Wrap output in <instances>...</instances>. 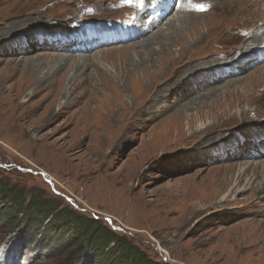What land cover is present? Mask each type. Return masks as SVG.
Segmentation results:
<instances>
[{
  "label": "rangeland",
  "instance_id": "1",
  "mask_svg": "<svg viewBox=\"0 0 264 264\" xmlns=\"http://www.w3.org/2000/svg\"><path fill=\"white\" fill-rule=\"evenodd\" d=\"M3 1L0 264H106L95 253L88 258L70 253L75 246H66L75 232L69 223L33 221L40 228L33 237L38 242L23 228L22 213L4 223L5 214L23 211L36 198L110 229L153 263L264 264V62L254 64L264 41L244 48L253 30H243L248 24L243 12L228 15L216 1L203 0L211 9H199L198 21L209 30L198 25L195 35L185 23L171 31L170 22L188 12L184 8L148 23V17L137 18L135 0L127 6L123 0ZM90 21L104 26L129 21L135 38L85 53L70 52L78 42L54 38ZM157 30L170 39L189 34L180 72L188 74L183 84L194 79L198 88L188 95L197 100L184 110L178 107L189 98L177 101L166 92L164 113L155 116L147 86L170 66L160 62V54L152 56L160 63L151 64V54L138 43ZM153 41L150 50H161ZM166 43L170 58H177L179 45ZM65 47L68 52L61 51ZM122 50L133 51L130 58L108 59ZM59 62L65 65L47 78ZM218 72L219 81L210 84L206 77ZM49 81L53 90L47 89ZM185 113L192 117L189 132ZM179 125L185 132L174 142ZM237 176L239 190L231 192L234 180H228ZM11 194H21L23 201L7 197ZM192 203L199 204L200 214L194 215Z\"/></svg>",
  "mask_w": 264,
  "mask_h": 264
},
{
  "label": "bare ground",
  "instance_id": "2",
  "mask_svg": "<svg viewBox=\"0 0 264 264\" xmlns=\"http://www.w3.org/2000/svg\"><path fill=\"white\" fill-rule=\"evenodd\" d=\"M102 2V0H100ZM185 0H183L184 2ZM195 1L196 3H201L203 2V0H193ZM216 1L220 6H222V10L223 12L227 13L228 15L231 14L233 16H236L239 14H241L243 12V15H245V18H246V21H247V25H244V28L243 30H249V29H252L253 31L251 32V34L249 35L248 32L247 35H248V40L245 42V44L243 45L244 48L246 49H249V50H252L253 47H256L259 43L263 42L264 41V32L261 30V28L264 27V15L262 16L261 13L262 11L264 12V0H214ZM108 2V0H107ZM134 2V1H133ZM212 2V1H210ZM4 4V1L3 0H0V4ZM208 3V2H207ZM32 4V2H31ZM103 4V3H102ZM112 4V3H111ZM121 4V3H120ZM118 5V4H116ZM36 6V5H34ZM210 6V5H209ZM208 6V8H210ZM31 7H33L31 5ZM219 8V7H217ZM116 9V8H115ZM185 9V8H184ZM182 9V10H184ZM211 9V8H210ZM256 9V11L254 10ZM113 10V9H112ZM208 10V9H207ZM211 11V10H210ZM183 12V11H182ZM185 12V11H184ZM183 12V13H184ZM186 14H184V16L182 17H178L177 19H174L172 20L170 23H171V31L174 32L176 31V28H177V24H179V26H181V24L185 23L184 26H186L187 30L190 32V31H193L194 34L196 35L197 34V26L200 25L201 28L203 27H207L208 25L206 24H199V19H201V15L200 14H197V13H194V12H185ZM204 13V12H203ZM18 14V13H17ZM132 14V13H130ZM122 15V14H121ZM136 16V15H135ZM205 16H210V14H207V13H204L203 17ZM242 17V16H241ZM238 18V17H237ZM244 20V19H243ZM194 21V22H193ZM169 23V24H170ZM235 25V24H234ZM170 26V25H169ZM235 26H233L232 28H234ZM169 28V27H168ZM182 28V27H181ZM231 28V29H232ZM226 29V28H225ZM224 29V30H225ZM228 30L226 32H229L231 31ZM241 29V28H240ZM206 30H209V27L206 28ZM165 31V30H164ZM163 30H157L156 32H154L152 35H150L149 37H147L146 39L142 40V42H139L138 44L141 45V49L146 51L148 50L149 53L151 54V58H150V61H151V64H156V62L158 60H154V58L152 56H157L160 54V58H162L160 60V62H162L163 60L170 66V70L169 71H163L159 77H157L153 82L149 83L148 86H147V89L148 91L152 92V94H154V98L152 99V102L151 104L152 105H155L156 106V109H155V113H153L155 116L156 115H161L162 113H164V110L163 108H161V102H162V99L164 97V94L166 92H168L172 97L176 98L175 100L177 99H183L185 98L186 96V99H188V95L189 94H192L193 92H197V80H194V79H190L192 81H188L186 83L183 84V79L185 78L184 75H188L186 73H183V72H180V69L183 68V65H184V62L182 61L183 60V57H185V53L187 52V49L190 48V47H187L186 44L188 43V37H189V34L188 35H184V36H173L172 39L169 38V36L164 32ZM258 31H260L258 33ZM224 32V31H223ZM225 32V33H226ZM214 33V32H213ZM193 34V33H192ZM200 34V33H199ZM202 35V34H201ZM203 35H206L203 33ZM246 35V36H247ZM156 36V37H155ZM192 36V35H191ZM245 36V35H244ZM243 36V37H244ZM255 36V37H254ZM155 37V38H154ZM200 37V36H199ZM3 38L2 36H0V39ZM206 39V37H205ZM204 39V40H205ZM153 40H155V42H157V45H160L161 47V50L159 51H156L155 49L154 50H150L151 49V44L154 42ZM201 39L199 38V41ZM246 40V39H245ZM166 41H171V45L176 47L179 45V56L177 58H170V55L171 53L169 52L170 49L167 47V43ZM210 41V40H209ZM198 44V43H197ZM196 44V45H197ZM191 46V45H190ZM261 46V45H260ZM68 47H65L63 48V52H68L69 50L67 49ZM70 48V47H69ZM130 48V47H129ZM239 48V47H238ZM243 48V49H244ZM229 52L232 50L231 48H229ZM237 49V48H236ZM235 49V50H236ZM184 50V51H183ZM126 50H123L120 51L119 53H115L116 55H110V57L108 59H118V60H127L128 58H130L129 56L132 54L131 51L129 52H125ZM207 51V50H206ZM190 52V51H189ZM200 53V52H199ZM113 54V53H112ZM164 55V56H163ZM257 55V54H256ZM165 56L167 58H165ZM172 59V60H171ZM175 59V60H174ZM190 59V58H189ZM256 60V58L254 59ZM159 62V61H158ZM157 62V63H158ZM159 62V63H160ZM60 63V62H59ZM63 63V62H62ZM144 63V62H143ZM142 63V64H143ZM220 64L221 62H217V64ZM183 64V65H182ZM248 64V63H247ZM65 65V63H64ZM63 64H59L58 66V69H56L55 71H53L52 73L49 72L47 73L46 77L47 78H54V76L56 75V73L61 69L62 66H64ZM150 65V64H149ZM213 65V64H212ZM211 65V66H212ZM224 64H220L219 66H223ZM144 66V65H143ZM244 66V65H243ZM246 67V66H245ZM147 68V67H146ZM216 68V67H215ZM175 69L177 70L178 72V75L173 77L175 74H174V71ZM214 69V68H212ZM137 71V70H136ZM213 71V70H212ZM242 69H239L238 72H241ZM176 72V73H177ZM214 72V71H213ZM237 72V70L235 71ZM170 73V74H169ZM169 74V76H168ZM173 74V75H172ZM196 74V73H195ZM215 74V73H214ZM218 75H214L210 76V74L206 77V79H208V81H214L213 83L211 82L210 84H214L216 83V81H219L220 77H219V74L221 75V73H216ZM231 77H234L235 78V75L237 73H234V71L230 70V73H229ZM193 75V74H192ZM202 75V74H201ZM226 75V74H225ZM224 76V75H223ZM230 77V78H231ZM210 78V79H209ZM109 79V78H108ZM199 79V78H198ZM202 79V78H201ZM112 80V79H111ZM264 80V79H263ZM207 81V80H206ZM108 82V81H107ZM167 82H170L169 84H167ZM258 82V81H257ZM166 83V84H165ZM200 84V83H198ZM208 84V83H207ZM256 84V83H255ZM161 85H165L164 88L160 89L158 86H161ZM203 86V85H202ZM156 87H158L159 89H157ZM163 87V86H162ZM52 88L51 90H53V82L49 81L48 82V86H47V89H50ZM157 89V91H156ZM35 93V92H33ZM251 94V93H250ZM253 94V93H252ZM260 96V94H259ZM200 97V96H199ZM244 98V97H243ZM171 99V98H170ZM197 99L196 98H189L188 102L180 107H178L179 109H187L188 106H190L191 104H193ZM261 100V98H260ZM178 101V100H177ZM258 101V100H257ZM249 102V101H248ZM170 104V103H169ZM173 106H176L175 105H169V108L173 107ZM164 107V106H163ZM168 107V106H167ZM168 108V109H169ZM167 109V108H165ZM157 111V112H156ZM144 113V111H143ZM147 114V113H145ZM183 116V115H182ZM184 118H185V131L186 132H189L191 130V127H190V124L188 123L189 120L192 119V117H190L188 114L185 113L184 115ZM235 119V117H234ZM181 121L183 120H179V122L181 123ZM183 127V125H182ZM204 129V128H203ZM198 130H202L201 127H198ZM170 131V130H169ZM184 129H181V125H179L176 130L174 131L175 133L173 135H175L174 137V142H178L180 139H182L183 137H180V139L178 141H176V139L178 138L177 135L180 133H183L185 132ZM179 132V133H178ZM264 135V134H263ZM180 136V135H179ZM239 145V144H238ZM247 146V145H246ZM236 148V146H234ZM249 147V146H248ZM255 148V147H254ZM233 150V149H232ZM252 152V151H251ZM242 179V176H237L236 179H233L232 177L228 180L229 183H231L233 180H234V183L230 185V189H231V192H234V191H237L239 190V180ZM236 189V190H234ZM222 190V189H221ZM230 192V194H231ZM221 195V194H220ZM224 198V196H223ZM233 200V199H232ZM193 205L191 206L193 211H194V215L195 214H200L199 212L196 211V209H198V203H192Z\"/></svg>",
  "mask_w": 264,
  "mask_h": 264
},
{
  "label": "trees",
  "instance_id": "3",
  "mask_svg": "<svg viewBox=\"0 0 264 264\" xmlns=\"http://www.w3.org/2000/svg\"><path fill=\"white\" fill-rule=\"evenodd\" d=\"M10 196L18 203L23 201L21 194L7 195V197ZM32 200L33 199H30L29 204H27V206L23 208V211L14 207L15 210L13 211H10L9 209V211L12 212H9L10 215H4L6 218L4 220V223L6 224L11 223L12 220H16L20 215L19 213H22L19 220H21L20 222L23 224V228L30 229L28 231V236L30 235L32 237V242L36 241L33 238L35 237V235L37 237L40 235H38L40 228H35L32 224L34 223L33 221L37 220L42 225L43 222L47 219V223H49L51 220L55 222L57 220L65 224H71L73 227V231L75 232V241H72L73 239L70 240V242H68L69 244H67L66 246L67 248H71L72 245L75 246V248L70 253L82 257L87 256V258L90 257L93 253H95V258H101L104 262H106V264H157L148 260L144 252H141L140 250L130 246L127 240H125L124 238H117L113 231L108 228H101L100 226H98V224L94 223L95 221L85 223L86 221L81 218L74 217L71 213L64 214L63 211H56L57 208H55L54 205L46 203L45 201L44 203H39L38 199L36 198L35 202L37 203H33ZM22 217L24 218L21 219ZM98 232L101 233L98 234L99 238L96 236V240L94 242L93 237L95 238L94 235ZM79 240H83L84 244L82 242L76 244V242ZM31 241L30 243H32ZM89 241H92V243ZM87 243L90 244L89 247L86 246ZM99 250L102 251L104 254L99 252V254L96 253Z\"/></svg>",
  "mask_w": 264,
  "mask_h": 264
},
{
  "label": "snow or ice",
  "instance_id": "4",
  "mask_svg": "<svg viewBox=\"0 0 264 264\" xmlns=\"http://www.w3.org/2000/svg\"><path fill=\"white\" fill-rule=\"evenodd\" d=\"M126 2H130V0H126ZM199 7L201 11L206 10L204 5H200Z\"/></svg>",
  "mask_w": 264,
  "mask_h": 264
}]
</instances>
